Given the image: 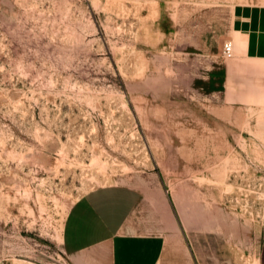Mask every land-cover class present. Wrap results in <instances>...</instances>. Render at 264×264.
I'll return each mask as SVG.
<instances>
[{"label":"rangeland","instance_id":"obj_1","mask_svg":"<svg viewBox=\"0 0 264 264\" xmlns=\"http://www.w3.org/2000/svg\"><path fill=\"white\" fill-rule=\"evenodd\" d=\"M236 2L0 0V264H67L70 208L115 184L163 211L160 264H259L264 84L223 55Z\"/></svg>","mask_w":264,"mask_h":264},{"label":"crops","instance_id":"obj_2","mask_svg":"<svg viewBox=\"0 0 264 264\" xmlns=\"http://www.w3.org/2000/svg\"><path fill=\"white\" fill-rule=\"evenodd\" d=\"M236 1L227 39L234 43L238 62L264 84V0ZM162 221L159 204L137 188L102 186L70 208L61 251L67 264H160L167 247ZM259 264H264V242Z\"/></svg>","mask_w":264,"mask_h":264},{"label":"built area","instance_id":"obj_3","mask_svg":"<svg viewBox=\"0 0 264 264\" xmlns=\"http://www.w3.org/2000/svg\"><path fill=\"white\" fill-rule=\"evenodd\" d=\"M234 44L232 42H227L224 44L223 55L226 59H232L234 57Z\"/></svg>","mask_w":264,"mask_h":264},{"label":"bare ground","instance_id":"obj_4","mask_svg":"<svg viewBox=\"0 0 264 264\" xmlns=\"http://www.w3.org/2000/svg\"><path fill=\"white\" fill-rule=\"evenodd\" d=\"M234 50H235V47H234Z\"/></svg>","mask_w":264,"mask_h":264}]
</instances>
